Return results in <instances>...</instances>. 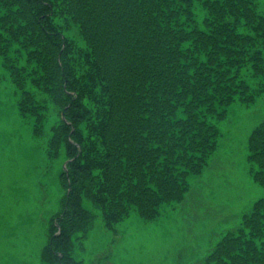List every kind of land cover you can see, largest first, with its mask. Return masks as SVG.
Instances as JSON below:
<instances>
[{"label": "trees", "instance_id": "1", "mask_svg": "<svg viewBox=\"0 0 264 264\" xmlns=\"http://www.w3.org/2000/svg\"><path fill=\"white\" fill-rule=\"evenodd\" d=\"M0 5V26L25 49L26 65L41 69L32 82L59 106L57 134L69 154L64 208L42 249L46 264H81L72 237L94 221L84 200L111 228L128 205L152 218L161 203L180 200L189 173L199 172L216 147L212 117L222 118V105L250 93L245 74L264 75V15L253 0ZM70 26L85 46L66 33ZM9 39L0 35V55ZM248 149L253 177L264 184V119ZM205 264H264V196Z\"/></svg>", "mask_w": 264, "mask_h": 264}, {"label": "rangeland", "instance_id": "2", "mask_svg": "<svg viewBox=\"0 0 264 264\" xmlns=\"http://www.w3.org/2000/svg\"><path fill=\"white\" fill-rule=\"evenodd\" d=\"M264 15V0H253ZM4 9L0 5V14ZM197 23L203 10L197 8ZM63 23L62 19H59ZM240 30H245L240 26ZM66 33L85 46L74 26ZM9 39L0 26V35ZM0 55V264H46L42 249L67 194L63 173L69 154L60 109L34 84L41 69L26 65L25 49L9 39ZM26 67L21 73L20 67ZM244 73V72H243ZM250 93L236 95L222 118L212 117L216 147L199 172L189 173L180 200L165 201L152 218L134 205L108 227L100 209L88 229L73 235L72 256L81 264H205L213 247L242 222L264 196L250 169L248 142L264 119V75L245 74ZM23 110V111H22Z\"/></svg>", "mask_w": 264, "mask_h": 264}]
</instances>
